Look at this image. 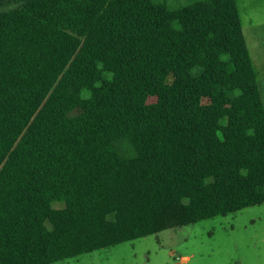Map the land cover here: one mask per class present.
<instances>
[{"label": "trees", "instance_id": "obj_1", "mask_svg": "<svg viewBox=\"0 0 264 264\" xmlns=\"http://www.w3.org/2000/svg\"><path fill=\"white\" fill-rule=\"evenodd\" d=\"M5 8L0 264H54L264 204V103L236 0Z\"/></svg>", "mask_w": 264, "mask_h": 264}, {"label": "rangeland", "instance_id": "obj_2", "mask_svg": "<svg viewBox=\"0 0 264 264\" xmlns=\"http://www.w3.org/2000/svg\"><path fill=\"white\" fill-rule=\"evenodd\" d=\"M3 1L0 10L15 7L20 0ZM158 1L166 2L171 9L189 3V0ZM236 3L264 103V0H236ZM47 226L51 229L49 223ZM54 264H264V204Z\"/></svg>", "mask_w": 264, "mask_h": 264}, {"label": "crops", "instance_id": "obj_3", "mask_svg": "<svg viewBox=\"0 0 264 264\" xmlns=\"http://www.w3.org/2000/svg\"><path fill=\"white\" fill-rule=\"evenodd\" d=\"M262 96V95H261ZM262 100H263V97H262ZM185 258H183V260H184ZM187 260H188V258H186Z\"/></svg>", "mask_w": 264, "mask_h": 264}]
</instances>
